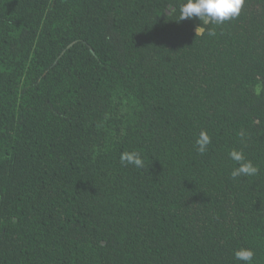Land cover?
<instances>
[{
	"label": "trees",
	"instance_id": "16d2710c",
	"mask_svg": "<svg viewBox=\"0 0 264 264\" xmlns=\"http://www.w3.org/2000/svg\"><path fill=\"white\" fill-rule=\"evenodd\" d=\"M183 2L0 0V264H264V0Z\"/></svg>",
	"mask_w": 264,
	"mask_h": 264
},
{
	"label": "clouds",
	"instance_id": "9594fccd",
	"mask_svg": "<svg viewBox=\"0 0 264 264\" xmlns=\"http://www.w3.org/2000/svg\"><path fill=\"white\" fill-rule=\"evenodd\" d=\"M245 4V0H184L179 6V21L198 18L202 23L195 27L196 36L205 33V25L222 24L232 18L238 17ZM209 35H214L212 31ZM211 143V138L206 131H201L196 145L198 151L204 153ZM231 160L235 161L238 167H234L231 176L233 179L241 176H253L259 171L250 160H246L243 151L233 149L229 152ZM120 161L125 165H134L137 168L143 167V160L136 152H122ZM255 252L251 248L241 247L234 250V258L243 264H251Z\"/></svg>",
	"mask_w": 264,
	"mask_h": 264
}]
</instances>
